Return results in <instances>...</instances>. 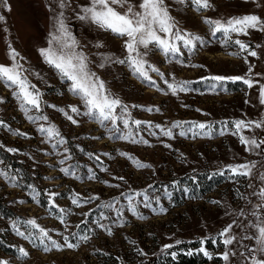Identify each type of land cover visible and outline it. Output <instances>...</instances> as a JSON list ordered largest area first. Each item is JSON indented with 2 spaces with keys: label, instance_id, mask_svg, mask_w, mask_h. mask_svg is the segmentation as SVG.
<instances>
[{
  "label": "rangeland",
  "instance_id": "obj_1",
  "mask_svg": "<svg viewBox=\"0 0 264 264\" xmlns=\"http://www.w3.org/2000/svg\"><path fill=\"white\" fill-rule=\"evenodd\" d=\"M129 2L140 10L141 0ZM164 2L182 33L206 43L195 50L181 44L175 57L149 45L146 60L159 73L149 70L151 81H145L127 63L105 61L127 58L126 37L79 18L91 0H63L64 7L60 0H0V65H21L22 75L41 94L39 110L25 105L26 112L18 89L0 79V200L15 216L0 214V260L130 264L187 241L196 243L194 251L203 253L204 248L209 253L207 264L264 259V254L251 251L259 247L257 230L251 227L258 220L252 213L264 219V208L257 207L264 204V144L255 148L241 141V136L264 140V124L255 126L264 122V31L234 33L225 43L222 33L214 37L205 22L248 15L264 20V0H210L212 7L206 10H198L191 0ZM61 13L77 41L74 51L87 58L88 68L112 96L127 105L126 111L116 109L122 119L115 124L85 115L84 102L70 91L71 81L41 54L42 49L58 47L52 36ZM237 39L248 51L240 50ZM13 50L19 54L15 61ZM214 76L243 79L219 82L211 79ZM178 82H188L189 90L173 94L169 84ZM73 107L79 111L73 112ZM29 115L47 119L33 122ZM236 121L253 123L237 130ZM199 124L209 127L200 129ZM41 126L53 127L59 135L42 133ZM169 130L171 136L165 134ZM244 164L251 168L249 176L232 173ZM193 172L217 175L221 183L197 197L184 180ZM174 182L183 195L178 199L173 196ZM42 194L53 206L43 203ZM28 220H35L62 249L45 239L51 248L45 251L39 229L26 224ZM14 224L25 236L17 234ZM229 225L235 240L225 246L220 234ZM65 238L78 247L68 248ZM21 248L29 253L27 258L20 256Z\"/></svg>",
  "mask_w": 264,
  "mask_h": 264
},
{
  "label": "snow or ice",
  "instance_id": "obj_2",
  "mask_svg": "<svg viewBox=\"0 0 264 264\" xmlns=\"http://www.w3.org/2000/svg\"><path fill=\"white\" fill-rule=\"evenodd\" d=\"M179 2L183 3L184 0H179ZM191 2L198 10H206L212 7L210 0H191ZM60 6L64 7L63 0H60ZM118 9H124V11ZM139 9L140 10H137L136 6L132 5L129 0H91L90 6L82 9L83 15L79 17L81 20H88L102 29L111 31L119 37H126L125 48L128 52L127 58L124 60H113L112 57H105L104 59L106 62L127 63L134 74L145 81H151L149 70L159 73V69L150 65L146 60L149 45H153L160 49L167 56L175 57L180 53L181 44L189 50H195L197 44L203 45L206 43L197 35L181 32L177 27L176 21L170 15L164 0H141ZM0 20H3L2 16H0ZM205 22L209 24L214 37L217 33H222L225 43L231 41L232 34L234 33L246 35L249 29L264 31V20H261L260 17L255 15L239 18L234 17L227 21L206 19ZM56 24L58 25L57 34H53L52 41L55 42L58 47L42 49L41 54L45 57L47 63L60 73L62 78L71 81L70 91L78 95L84 102L87 108L85 115L94 117L101 124L105 121H112L113 124H115L118 119H122V117L116 115V109L122 108L126 111L127 105H123L118 97L112 96L110 91L106 89L104 81L100 80V78L88 68L87 58L74 51L77 46V41L66 26L63 13L56 19ZM234 43L239 46L242 52L248 51L249 49L247 44L238 39L235 40ZM141 47L144 49L143 52L140 51ZM248 54L251 56L257 55L255 51H249ZM18 55L19 54L16 53L15 50L12 51L11 56L13 61L16 60ZM245 59L247 58L245 57ZM100 66L103 67L104 65L101 64ZM0 79L7 81L10 87L15 86L18 89L16 95L17 98L21 100L22 110L28 111L25 105L31 106L32 109L39 110L41 106V94L35 86L28 81L27 77L22 75L21 65L18 63L11 67L0 65ZM211 79L219 82H224L226 80L235 82L243 78L214 76L211 77ZM243 82L249 87L252 86L250 80L244 79ZM214 87L215 85H213V88ZM169 88L173 94H176L178 91L189 90L188 82L169 84ZM261 102L264 103V86H262L261 90ZM72 111L78 112L79 109L73 107ZM68 118L71 119L70 116ZM28 119L35 122L37 119L46 120L47 117H34L29 115ZM73 123H75V121H73ZM123 123L127 125L128 120L123 119ZM134 123L139 125L140 121H135ZM252 123L253 122H248L246 124L244 121H236L235 127L237 130H240L249 127ZM262 124H264V122L256 123L255 126L259 128ZM197 127L204 129L209 126L199 124ZM39 130L42 133H47L50 137L59 135V132L53 127L44 128L41 126ZM165 134L171 136V130L167 131ZM221 134H223V132H221ZM181 135H184V133H181ZM121 138L126 139L128 137ZM241 141L255 148H259L261 144H264V140L258 143L255 139L250 140L243 136H241ZM9 151L13 150L10 149ZM140 166L147 167L148 165L141 164ZM64 171L67 172L68 170L64 169ZM231 171L233 174L249 176L251 168L249 165L244 164L232 168ZM262 179H264V177H262ZM260 196L264 198V190L260 192ZM75 202L74 200V203ZM105 207H111V205H105ZM257 207L264 208V204L258 205ZM60 211L63 212L64 210L61 209ZM252 215L257 216L258 220V223L251 225V227L257 230L258 235L255 237V241L259 247L251 251L264 254V219H261L256 212H253ZM25 223L39 229L40 244L45 251L51 250V248L44 243L45 239L51 241L52 247L62 249L63 246L52 240L47 231L40 228L35 220H28ZM13 228L17 231L18 235L25 236V233L16 228L15 224ZM231 228L232 226L229 225L228 228L224 229L220 234L221 237H224L222 242L225 246L231 245L235 240V236L230 235ZM26 238L31 239V237ZM82 239L86 240L87 237H82ZM177 243L180 242L178 241ZM201 243H203V241H201ZM65 244L68 248L78 247V244L69 242L67 238H65ZM167 247H171V245ZM18 251L21 257L27 258L29 255V253L22 248ZM200 251L203 252L204 255L209 256V253L204 248H201ZM172 255L174 256L175 253H172ZM222 258L227 262L229 260V253H223ZM0 264H8V262L0 260ZM251 264H264V259L253 258Z\"/></svg>",
  "mask_w": 264,
  "mask_h": 264
},
{
  "label": "trees",
  "instance_id": "obj_3",
  "mask_svg": "<svg viewBox=\"0 0 264 264\" xmlns=\"http://www.w3.org/2000/svg\"><path fill=\"white\" fill-rule=\"evenodd\" d=\"M207 174L205 172H193L184 177V180H188V188L191 194L201 197L207 192H211L221 181L218 179L217 175ZM194 176H197L195 178ZM176 183H173V196L175 199L182 197L181 191L176 188ZM43 203L47 206H53L50 201V198L42 194ZM0 214L3 217H15L14 212L7 205H5L0 200ZM2 245L6 248H10L7 242L1 241ZM185 245H176L172 246L162 252H160L154 258H144L138 261H135L130 264H207L208 259L203 253L196 252L192 249L195 246V242L187 241ZM172 253H175L173 256ZM191 253V254H189ZM123 264V263H119ZM129 264V263H127Z\"/></svg>",
  "mask_w": 264,
  "mask_h": 264
}]
</instances>
